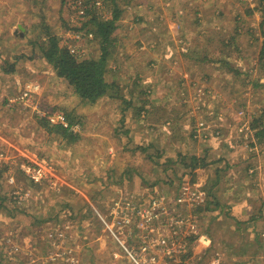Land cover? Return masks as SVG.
Here are the masks:
<instances>
[{
    "label": "rangeland",
    "instance_id": "1",
    "mask_svg": "<svg viewBox=\"0 0 264 264\" xmlns=\"http://www.w3.org/2000/svg\"><path fill=\"white\" fill-rule=\"evenodd\" d=\"M117 15L109 89L91 103L41 45L56 37L78 60L99 61L96 23ZM263 47L264 0H0V144L15 162L50 161L66 184L55 193L0 163V264H65L47 256L56 227L68 241L56 250L77 245L78 264H108L113 236L100 215L132 194L141 205L167 202L179 229L151 233L179 235L185 261L264 264V145L255 135L264 129ZM26 84L39 86L33 103H10ZM61 113L75 141L45 128ZM201 121L206 130L195 138ZM192 157L208 165L191 170ZM182 187L183 207L174 202ZM16 189L31 193L22 204ZM197 233L212 239L208 248Z\"/></svg>",
    "mask_w": 264,
    "mask_h": 264
},
{
    "label": "built area",
    "instance_id": "2",
    "mask_svg": "<svg viewBox=\"0 0 264 264\" xmlns=\"http://www.w3.org/2000/svg\"><path fill=\"white\" fill-rule=\"evenodd\" d=\"M38 90L39 86L26 84L24 91L14 98H9V102L20 103L24 107L27 103H33V97L37 95ZM47 120L51 125H59L69 130L72 127L65 113L50 114ZM206 126V121L199 122L195 127L197 130H194L196 133L194 137L199 138L202 130H206ZM243 130H249V127H243ZM1 162L8 167L18 166L24 177L35 186L47 185L55 193H61L66 186L64 181L56 177L54 164L46 159H38L35 155H32V158H24L22 163L15 162L14 158H11L0 144ZM182 189L183 187L178 191L174 202L183 207L184 203L188 201L189 191H182ZM30 194V191L16 189L12 193V198L22 204L30 197ZM195 196L200 200L197 201L198 204L204 202L205 197L202 199L203 195ZM135 197L137 196L132 194L129 199L119 197L114 199L106 208L103 216L100 215L103 221H107L106 225L113 236L108 264H119V262L123 263L124 260L128 264H195L193 261H185L188 255L183 252L184 246L181 244L179 235H165L162 230V234H160V230L151 233L152 228L163 226H170L174 230L179 229L173 227L171 213L174 211L167 207V202L156 196L146 200L145 205H141L136 202ZM64 234L61 227L52 229L48 236V259L57 260L60 258L65 264H78L80 258H77L79 257L78 253H75L74 250L77 245L75 247L71 246L62 252L56 250L59 242L61 244L60 249L62 245L68 243V241H65ZM194 239H197L200 243L202 242L207 248L212 243V239L205 234L197 233ZM84 240L86 241V239ZM84 240L83 242H85ZM95 243H99V241L95 240ZM261 243H264V230L261 232ZM90 245L88 243V246ZM35 260L32 259L31 261L35 262Z\"/></svg>",
    "mask_w": 264,
    "mask_h": 264
},
{
    "label": "trees",
    "instance_id": "3",
    "mask_svg": "<svg viewBox=\"0 0 264 264\" xmlns=\"http://www.w3.org/2000/svg\"><path fill=\"white\" fill-rule=\"evenodd\" d=\"M65 1L66 0H62V2ZM93 6L95 7V3ZM86 12H89L88 9L86 10ZM118 18L119 17L117 15L112 21L96 23L97 37L101 38V45L103 48V55L101 60L99 61L93 59L78 60L77 57L72 52H70L69 49L60 48L58 39L56 37H50L47 45H45L47 42H44L41 45V49L45 57L52 63L58 75L60 77H64V79H66L69 84L74 87L76 92L80 95V97L83 98V100L89 101L91 103H95L99 98L105 95L107 93V90L109 89L108 84L105 81V67L107 64L106 56L108 54L107 48L112 43V35L116 28L115 23L117 22ZM44 46H46V48ZM262 58L264 59V47L261 51V59ZM50 125L51 124L48 122V120H46L44 126L47 131H54L55 133L63 135L64 137H68L71 140H76L77 137L75 136L77 134L71 132L68 128L59 125ZM253 128L256 129L255 126H253ZM74 134L75 136H73ZM193 134H196L195 131ZM255 135L260 139L261 144L264 145V129H258ZM255 144L256 142H254V145ZM191 162L192 164H189L188 166L191 168V170H195L198 167H205L208 165L204 161V159L202 160L198 157H192Z\"/></svg>",
    "mask_w": 264,
    "mask_h": 264
},
{
    "label": "crops",
    "instance_id": "4",
    "mask_svg": "<svg viewBox=\"0 0 264 264\" xmlns=\"http://www.w3.org/2000/svg\"><path fill=\"white\" fill-rule=\"evenodd\" d=\"M261 150H263L262 148H261ZM262 155L264 156V152L262 153ZM263 156H261V205H259V206H261V213L262 212H264V157ZM263 163V164H262ZM4 166H6V165H4ZM7 167V166H6ZM5 167V168H6ZM199 169H201V168H199ZM83 173V171H79L78 173H76L75 175H77V174H82ZM8 177H9V180H10V182H14L15 181V179H14V177L15 176H13V175H8ZM251 177H253V176H251ZM126 178H128V179H130L131 178V176H127ZM126 178H124V179H126ZM241 179V178H240ZM258 182V181H257ZM14 185V184H13ZM255 185H256V183H255ZM15 186V185H14ZM254 186V185H253ZM248 196H249V198H251V194L250 193H248ZM21 206V205H20ZM63 229H64V227H63ZM98 240V239H97Z\"/></svg>",
    "mask_w": 264,
    "mask_h": 264
},
{
    "label": "water",
    "instance_id": "5",
    "mask_svg": "<svg viewBox=\"0 0 264 264\" xmlns=\"http://www.w3.org/2000/svg\"><path fill=\"white\" fill-rule=\"evenodd\" d=\"M23 29V28H22Z\"/></svg>",
    "mask_w": 264,
    "mask_h": 264
}]
</instances>
